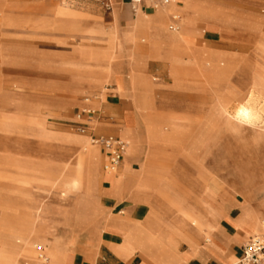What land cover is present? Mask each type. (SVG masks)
Returning <instances> with one entry per match:
<instances>
[{"label":"crops","instance_id":"crops-1","mask_svg":"<svg viewBox=\"0 0 264 264\" xmlns=\"http://www.w3.org/2000/svg\"><path fill=\"white\" fill-rule=\"evenodd\" d=\"M193 1L214 10L190 12L194 21L189 22L182 7L175 5L158 9L146 1L140 10L135 11L131 0H107L111 7V27L104 25L99 7L77 11L64 3L56 6L57 17L84 22L80 26L69 22L71 29L105 36L100 44L77 48L75 58L67 60L74 70L67 69L64 74H59L70 84L64 90L72 94L102 91L103 86L107 90L106 99L92 105H99L105 114L100 115L99 120L105 125L97 126L94 135H114L125 140L120 135L125 115L136 116L130 76L132 67L143 70L148 77L149 72L161 76L162 84L155 83L156 98L164 110L162 117L186 121L194 126L196 133L164 128L159 136H154L148 133L143 123L139 130L145 147L144 159L149 166L157 163L160 169L125 171L121 175L122 168H140L135 157L127 160L123 157L121 168L114 175L102 171L83 176L79 198L74 194L64 198L62 189L54 186L49 189L54 196L41 203L39 196L22 186L24 177L25 180L39 177L43 183L60 179L63 174L71 177V173L57 170L61 163L56 159H49L48 170L19 178L18 190H3L6 194H19V231L0 229V264H236L242 257L243 246L255 235L252 227L255 212L264 210V207L252 204L248 195L241 200L228 189L211 187L200 190L199 182L187 183V188L183 187L188 175H184V167L177 159L178 150L187 144L192 146L191 150L202 148L208 151L214 140V127L220 120L235 130L239 129L232 123L231 114L237 104L250 98L257 67L264 62V36L260 35L254 42L252 62L257 63L246 89L232 88L231 98L229 94H222L217 99L228 107L229 114L223 118L215 113L217 102L206 116L200 118L194 117L193 108L165 107L157 97V88L169 82L174 85V79L169 64H160L159 60L195 62L196 72L202 78L204 72L210 76L217 71L227 77L225 64L216 66L214 62H228L231 57L216 52L214 46L221 39L223 30L225 37L232 39L233 35L242 34V29L237 33L225 20L258 13L259 8H264V0ZM176 2L183 5L182 0ZM222 19H225L224 23L220 21ZM168 22H171L170 26ZM178 24L180 27L176 29ZM202 84L186 87L175 82L174 87L200 92H215L217 84L228 88L227 80L208 78ZM107 86L113 88L108 90ZM29 125L41 130L37 135L42 148L38 149L51 151L55 157L66 153L57 148L76 149L90 139L89 134L48 131L45 122ZM93 145L99 149L104 169L107 151ZM208 176L209 172L202 170L196 175L203 179ZM1 205L10 206L11 203L0 198ZM35 230L42 233L43 246L34 239ZM39 259H43L42 263Z\"/></svg>","mask_w":264,"mask_h":264},{"label":"rangeland","instance_id":"rangeland-1","mask_svg":"<svg viewBox=\"0 0 264 264\" xmlns=\"http://www.w3.org/2000/svg\"><path fill=\"white\" fill-rule=\"evenodd\" d=\"M176 1L172 0L171 3L159 6L158 9L174 5L182 7L189 22L190 12L200 13V10L201 12L214 10L205 5H196L193 0H182L184 2L182 6H179ZM60 3L68 4L77 11L86 10L91 6L99 7L103 12L104 25L112 26L109 17L111 7L107 0H0V198H5L8 203H11L10 206L1 205L0 207V229L19 231V194L6 196L2 192L8 189L18 190L19 178L31 176L29 174L33 171L19 170V161H25L23 163L29 166L36 163L40 165L42 162L48 163L47 160L43 161L46 150L38 149L42 145L37 135L41 130L29 124L45 122V128L48 131L80 135L76 127L87 119L73 118L75 112L79 109L92 108L105 116L99 105L98 107L92 106L106 99L107 90L104 86L101 87L102 91L72 94L64 90L68 83L64 77L59 76L67 69L74 70L67 60L75 58L77 48L83 45L100 44L105 36L75 31L68 27L71 21L55 15L54 10ZM258 11V13H251L250 16L247 15L246 18L220 20L223 23L225 20L237 33H239L238 29H242V34H232V39L225 37L223 30L221 39L214 46L216 52L231 57L228 62L223 59V62H214L216 66L225 64L228 68L227 89L217 84L214 88L215 92L212 90L202 92L190 89L179 90L174 87L175 82L188 87L203 86L205 83H202L207 80V77L197 76L195 62L159 60L160 64H169L171 76L174 78V85L169 82L168 85H160L157 88V97L165 107L193 108L196 114L194 117L200 118L211 111L222 94H229L231 98L230 89H246L257 63L252 62L254 61V42L260 35L264 36V8H259ZM82 22L78 20L71 23L80 26ZM170 24L171 22H168V26ZM177 26L180 27L179 24ZM89 37L94 39L90 41ZM144 79L148 84H155V82L158 85L162 84L161 76L154 72H149V77L145 75ZM131 84L134 89L132 78ZM139 86L140 94L145 96L147 103L152 95L156 97V90L153 92L145 89L142 82ZM112 88L113 86L106 87L108 90ZM155 101L156 108L151 112L135 99L136 116L129 113L125 115L122 124L123 132H120V135L129 137L132 140V147L124 160L135 157L140 168H122L121 175L125 171H138L146 168L145 147L139 127L146 123L145 126L148 129L149 119H153L157 127L162 126L165 118L162 117L163 112H160L159 100L155 98ZM110 119L108 121H112ZM100 123L96 122L94 128L105 125V123ZM187 125V131L195 134L194 126L188 122ZM262 125L264 123L260 122L259 126ZM213 135L214 140L208 151L202 148L191 150L192 146L189 144L181 146L178 150L177 160L184 167V175H188L184 178L183 187L187 188V183L196 182L198 184L199 182L200 190L211 187L219 190L228 189L239 199L242 200L245 195H248L252 204L264 207V134L259 140H255L252 129L235 130L232 125L220 120L214 127ZM50 142L53 143V141ZM87 142L91 143L90 139ZM55 144L59 142L55 141ZM57 150L67 151L68 147L61 146ZM34 156H36L35 159H33ZM43 170L45 168H40L38 171ZM200 170L208 171L209 176L205 179L196 177ZM102 171L110 175L115 174L108 173L103 168ZM48 182L43 183L39 177H30L27 180L24 177L22 186L36 197L39 196L41 203H44L54 196L49 189L52 190L59 184L58 179ZM203 182L205 185L202 184ZM82 187L83 184L69 195L74 194L79 198ZM77 206L79 207V203ZM263 221L264 210H256L252 226L255 234L264 233ZM33 234L37 243H40L43 235L34 232ZM42 244L41 242V246Z\"/></svg>","mask_w":264,"mask_h":264},{"label":"bare ground","instance_id":"bare-ground-1","mask_svg":"<svg viewBox=\"0 0 264 264\" xmlns=\"http://www.w3.org/2000/svg\"><path fill=\"white\" fill-rule=\"evenodd\" d=\"M193 21L194 19H192V16H191L190 22H193ZM176 29H179V26H176ZM257 70H258V74L254 77V85L250 90V93H251L250 98L245 103L237 104V106L235 107L234 111H232V114H231V121L232 123L238 125L239 127L238 130L252 129V131L254 132L255 140H259L264 134V125L259 126L260 122L264 123V62L258 65ZM202 74L204 77H207V79L214 78L215 80L226 81V77L224 76L222 72L217 71L215 74L211 73L210 76H208L207 73H202ZM199 77L202 78L201 76ZM131 78H132V82L134 86L136 101L139 104L144 105L145 108H148L151 112L154 111V109L156 108V101H155L156 97L152 95L150 101L147 103L145 96L143 94H140L139 83L142 82V85L144 86L145 89L152 90L153 92L156 90V83L148 84L144 79L145 73L143 72V70H138L133 67L131 68ZM69 86L70 84H67L66 89L69 88ZM161 111L164 113L162 106H161L160 112ZM215 113L218 117H222V118L225 117L227 114H229L227 105L223 102L218 101L215 106ZM148 127H149L148 128L149 134H153L154 136H159L161 134V130H163L164 128H167L173 131L174 130L187 131L188 125L186 121H176L175 119L168 118V119L163 120V124L160 127H157L155 125L153 119H149ZM120 132H123V128L120 129ZM123 138H125V141L127 142V148L124 154V157H125V155L127 154V152L129 151L132 145V140L127 137H123ZM46 152L47 153L43 161L45 160L50 161L49 159H56L60 161L61 163L59 165L60 167L58 168L59 171H62L63 173H66V174H69V173L72 174L71 177L69 178L64 177V176H67L65 174H63L64 176L61 177L60 179L58 178V181H59L58 187L62 189V192H63L62 196L64 198H67L72 191L78 189L83 184V176L91 172H102V168H101L102 156L100 152L98 151L97 147H95V145H93L92 143L86 142L80 145L76 149H68L67 151H65L66 153L64 156L60 155V156L55 157L52 155L51 151L46 150ZM47 165L48 164L45 162H42L40 165L36 163L31 166L25 163H19V170H30L33 172H37L40 168L42 169L45 168V170H48L49 168H47ZM118 169L114 171H107V170L106 171L108 173H115L118 171ZM145 169H160V166L157 163L152 164V166H149L148 164H146ZM2 192L4 193L3 190ZM4 194L6 196L7 195L13 196V194L16 195V193H12V194L4 193ZM262 226L264 227V221L262 223ZM34 233L42 234L36 230L34 231ZM42 260L39 259V262L42 263ZM45 260H47V257H45Z\"/></svg>","mask_w":264,"mask_h":264},{"label":"built area","instance_id":"built-area-1","mask_svg":"<svg viewBox=\"0 0 264 264\" xmlns=\"http://www.w3.org/2000/svg\"><path fill=\"white\" fill-rule=\"evenodd\" d=\"M150 2L155 8L169 4L170 0H131L135 11L141 7L143 2ZM77 118H86L80 122L76 129L81 134H89L93 144L99 145L107 151V161L104 169L107 171L117 170L123 161L127 148V142L114 135H94V125L100 120V114L96 109L84 108L77 114ZM236 264H264V234H256L243 246V255Z\"/></svg>","mask_w":264,"mask_h":264}]
</instances>
